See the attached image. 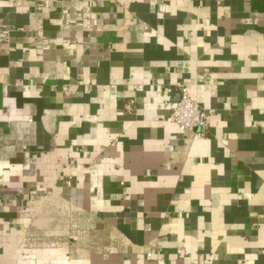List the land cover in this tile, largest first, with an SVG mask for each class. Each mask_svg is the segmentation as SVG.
Masks as SVG:
<instances>
[{
    "label": "crops",
    "instance_id": "crops-1",
    "mask_svg": "<svg viewBox=\"0 0 264 264\" xmlns=\"http://www.w3.org/2000/svg\"><path fill=\"white\" fill-rule=\"evenodd\" d=\"M0 31V264H264V0H0Z\"/></svg>",
    "mask_w": 264,
    "mask_h": 264
},
{
    "label": "built area",
    "instance_id": "built-area-1",
    "mask_svg": "<svg viewBox=\"0 0 264 264\" xmlns=\"http://www.w3.org/2000/svg\"><path fill=\"white\" fill-rule=\"evenodd\" d=\"M10 41V32L0 31V42L7 43ZM68 87L64 86L63 90ZM214 114L213 110L202 108L194 101L187 88L182 87L180 90V100L176 104L168 120L176 124L182 132H193L199 137L209 136L208 120ZM72 180L67 181L71 185ZM152 255L149 254V257Z\"/></svg>",
    "mask_w": 264,
    "mask_h": 264
}]
</instances>
